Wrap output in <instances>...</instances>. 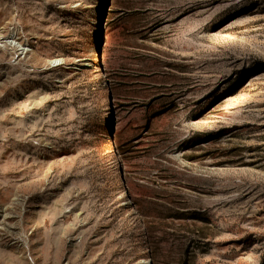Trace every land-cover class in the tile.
Wrapping results in <instances>:
<instances>
[{
    "label": "rangeland",
    "instance_id": "1",
    "mask_svg": "<svg viewBox=\"0 0 264 264\" xmlns=\"http://www.w3.org/2000/svg\"><path fill=\"white\" fill-rule=\"evenodd\" d=\"M0 264H264V0H0Z\"/></svg>",
    "mask_w": 264,
    "mask_h": 264
}]
</instances>
